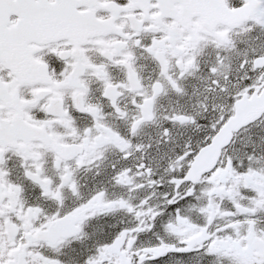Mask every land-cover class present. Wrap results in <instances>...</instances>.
<instances>
[{
    "label": "snow or ice",
    "instance_id": "snow-or-ice-1",
    "mask_svg": "<svg viewBox=\"0 0 264 264\" xmlns=\"http://www.w3.org/2000/svg\"><path fill=\"white\" fill-rule=\"evenodd\" d=\"M0 264H264V0H0Z\"/></svg>",
    "mask_w": 264,
    "mask_h": 264
}]
</instances>
